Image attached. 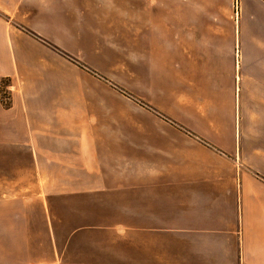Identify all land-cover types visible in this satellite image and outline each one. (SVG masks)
I'll list each match as a JSON object with an SVG mask.
<instances>
[{
    "label": "crops",
    "instance_id": "1",
    "mask_svg": "<svg viewBox=\"0 0 264 264\" xmlns=\"http://www.w3.org/2000/svg\"><path fill=\"white\" fill-rule=\"evenodd\" d=\"M150 3L140 73L205 75L175 130L82 119V70L37 35L82 40V0H0V264H264V0Z\"/></svg>",
    "mask_w": 264,
    "mask_h": 264
},
{
    "label": "rangeland",
    "instance_id": "2",
    "mask_svg": "<svg viewBox=\"0 0 264 264\" xmlns=\"http://www.w3.org/2000/svg\"><path fill=\"white\" fill-rule=\"evenodd\" d=\"M149 1L151 3L140 0L141 5L133 10L131 0H82V40L57 41L48 35V25L44 26V34L37 33L44 41L68 52L63 54L64 57L82 70V119L95 129L175 130L181 128L175 119L177 112L179 117H191V109L197 113L203 105L200 97L205 93V75L158 73L155 68L158 65L150 63L146 69L154 72L140 73L143 67L140 60L152 61L161 52L156 38L158 27L133 28L126 18L142 16L144 3H150V9L156 13L157 0ZM90 6L98 9L97 20L94 17L92 21L88 19L92 11L85 10ZM86 32L93 34L85 37ZM95 47L103 50L95 52ZM103 51L105 59L112 63L109 65H114L120 73H104L102 64L93 66L94 61L102 59ZM10 85V78H3L0 83V100L5 106L11 99ZM216 109L221 112V107ZM208 114L211 115V111Z\"/></svg>",
    "mask_w": 264,
    "mask_h": 264
},
{
    "label": "built area",
    "instance_id": "3",
    "mask_svg": "<svg viewBox=\"0 0 264 264\" xmlns=\"http://www.w3.org/2000/svg\"><path fill=\"white\" fill-rule=\"evenodd\" d=\"M43 264H55V263H52V262H47V263H43Z\"/></svg>",
    "mask_w": 264,
    "mask_h": 264
},
{
    "label": "trees",
    "instance_id": "4",
    "mask_svg": "<svg viewBox=\"0 0 264 264\" xmlns=\"http://www.w3.org/2000/svg\"><path fill=\"white\" fill-rule=\"evenodd\" d=\"M10 103H6V106H9Z\"/></svg>",
    "mask_w": 264,
    "mask_h": 264
}]
</instances>
